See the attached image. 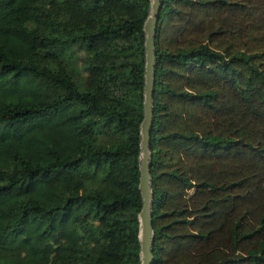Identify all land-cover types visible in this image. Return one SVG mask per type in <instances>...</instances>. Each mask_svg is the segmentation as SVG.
<instances>
[{"label":"trees","instance_id":"1","mask_svg":"<svg viewBox=\"0 0 264 264\" xmlns=\"http://www.w3.org/2000/svg\"><path fill=\"white\" fill-rule=\"evenodd\" d=\"M150 0H0V264H140ZM152 264H264V0H163Z\"/></svg>","mask_w":264,"mask_h":264},{"label":"water","instance_id":"2","mask_svg":"<svg viewBox=\"0 0 264 264\" xmlns=\"http://www.w3.org/2000/svg\"><path fill=\"white\" fill-rule=\"evenodd\" d=\"M163 0H150L148 14L143 22L144 31V91L143 118L140 122L139 183L141 208L139 219L140 264L153 263L155 232L152 221L153 190L150 173L151 150L150 133L153 122V91L156 67L155 38L159 12Z\"/></svg>","mask_w":264,"mask_h":264}]
</instances>
